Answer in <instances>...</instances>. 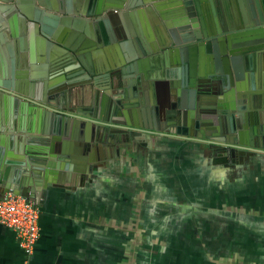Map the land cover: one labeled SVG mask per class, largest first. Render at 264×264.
I'll list each match as a JSON object with an SVG mask.
<instances>
[{"label":"water","instance_id":"water-1","mask_svg":"<svg viewBox=\"0 0 264 264\" xmlns=\"http://www.w3.org/2000/svg\"><path fill=\"white\" fill-rule=\"evenodd\" d=\"M11 3L41 36L45 66L30 84L1 74L0 102L33 115L31 138L48 144L0 148V195L36 202L101 149L157 136L206 144L225 164L235 151L264 152V0H87L95 34L70 1L59 16L43 0ZM23 154L42 165L25 167Z\"/></svg>","mask_w":264,"mask_h":264},{"label":"crops","instance_id":"crops-1","mask_svg":"<svg viewBox=\"0 0 264 264\" xmlns=\"http://www.w3.org/2000/svg\"><path fill=\"white\" fill-rule=\"evenodd\" d=\"M11 1L0 0L8 7L0 8V75L30 84L45 66L41 36ZM61 1H70L65 10L91 22L86 25L96 33L98 18L82 16L87 0H43L58 16ZM119 12L131 21L132 11ZM106 29L108 38L110 24ZM116 44L134 48L132 41ZM37 130L33 115L0 102V148L9 152L22 144L29 152L44 151L48 142L31 138ZM23 155L25 167L42 165ZM96 158L79 177L32 194L41 216L31 257L0 226V264H129V254L150 264H264V152L235 151L225 164L206 144L157 136L101 149ZM144 240H151V249L129 250V241Z\"/></svg>","mask_w":264,"mask_h":264},{"label":"built area","instance_id":"built-area-1","mask_svg":"<svg viewBox=\"0 0 264 264\" xmlns=\"http://www.w3.org/2000/svg\"><path fill=\"white\" fill-rule=\"evenodd\" d=\"M41 209L35 201L13 193L0 196V226L16 236L27 257L34 254L40 237Z\"/></svg>","mask_w":264,"mask_h":264},{"label":"rangeland","instance_id":"rangeland-1","mask_svg":"<svg viewBox=\"0 0 264 264\" xmlns=\"http://www.w3.org/2000/svg\"><path fill=\"white\" fill-rule=\"evenodd\" d=\"M165 243H168V241H165ZM147 244H149V245L152 244L151 240H148V241L144 240V241H141L140 243L138 242V244L135 241H129L128 242V248H129V250H131V249H133V250L137 249L138 250V248H136V245H137V247L139 245L141 249H148V250L151 249V246L148 247ZM161 247H163V246L161 245ZM128 259H129V264L137 263L136 260H141V264H150L151 263L150 258H140L138 256L137 257L136 256H131L130 254H129ZM131 261H133V262L131 263Z\"/></svg>","mask_w":264,"mask_h":264}]
</instances>
